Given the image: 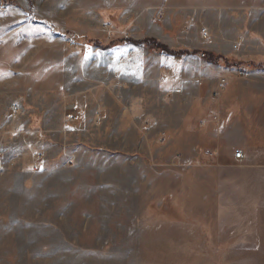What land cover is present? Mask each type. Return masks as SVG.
<instances>
[{
    "label": "rangeland",
    "instance_id": "1",
    "mask_svg": "<svg viewBox=\"0 0 264 264\" xmlns=\"http://www.w3.org/2000/svg\"><path fill=\"white\" fill-rule=\"evenodd\" d=\"M257 118L264 0H1L0 264H264L213 147Z\"/></svg>",
    "mask_w": 264,
    "mask_h": 264
},
{
    "label": "crops",
    "instance_id": "2",
    "mask_svg": "<svg viewBox=\"0 0 264 264\" xmlns=\"http://www.w3.org/2000/svg\"><path fill=\"white\" fill-rule=\"evenodd\" d=\"M246 121V122H245ZM253 122L247 123V120L241 121V124L249 126L240 127L237 120H231V125L225 129L222 128L220 141L215 134L213 142L214 149L221 153L220 165L225 172H230V180H222L224 187L230 188L231 201L224 200L223 204L230 205L231 213L248 214L246 219H235L231 217L230 227L234 231L252 229L254 232L246 234L247 236L263 237L264 235V118L253 119ZM252 126V127H251ZM246 131V133H244ZM245 135V136H244ZM241 150L244 154L242 160H236L230 149ZM230 181V187L227 184ZM247 206V208L245 207ZM253 214V218L251 217ZM252 219H251V218ZM235 234V233H234ZM248 243L249 240L247 239ZM242 246H247L241 242Z\"/></svg>",
    "mask_w": 264,
    "mask_h": 264
},
{
    "label": "trees",
    "instance_id": "3",
    "mask_svg": "<svg viewBox=\"0 0 264 264\" xmlns=\"http://www.w3.org/2000/svg\"><path fill=\"white\" fill-rule=\"evenodd\" d=\"M80 42H84L86 44H93L96 47H99L101 49H108L109 47H111L113 44H108L107 46H102L99 42L97 41H88L86 39H79ZM123 42H127V43H134V44H142L145 45L146 47L150 48L151 50L154 51H158L160 53H163L165 55H169V56H179V55H198L201 59H203L204 61L208 62V63H212V64H219L223 59L219 56H214L208 52H186V51H182V52H175L172 50H169L168 48H166L163 45H160L158 42H156L155 40L152 39H147L144 40L142 42H134V41H130V40H126Z\"/></svg>",
    "mask_w": 264,
    "mask_h": 264
},
{
    "label": "built area",
    "instance_id": "4",
    "mask_svg": "<svg viewBox=\"0 0 264 264\" xmlns=\"http://www.w3.org/2000/svg\"><path fill=\"white\" fill-rule=\"evenodd\" d=\"M239 75H243V73L239 72ZM220 80V79H219ZM224 81L223 80H220L218 83H217V86L218 88H221L224 86ZM233 156L236 160H242L244 158V154L241 150H234L233 151Z\"/></svg>",
    "mask_w": 264,
    "mask_h": 264
},
{
    "label": "water",
    "instance_id": "5",
    "mask_svg": "<svg viewBox=\"0 0 264 264\" xmlns=\"http://www.w3.org/2000/svg\"><path fill=\"white\" fill-rule=\"evenodd\" d=\"M0 2H1V0H0Z\"/></svg>",
    "mask_w": 264,
    "mask_h": 264
}]
</instances>
